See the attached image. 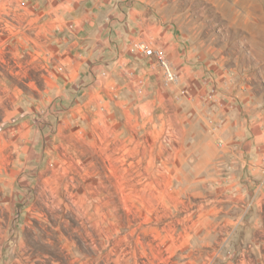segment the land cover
<instances>
[{
	"label": "rangeland",
	"instance_id": "obj_1",
	"mask_svg": "<svg viewBox=\"0 0 264 264\" xmlns=\"http://www.w3.org/2000/svg\"><path fill=\"white\" fill-rule=\"evenodd\" d=\"M0 264H264V0H0Z\"/></svg>",
	"mask_w": 264,
	"mask_h": 264
},
{
	"label": "built area",
	"instance_id": "obj_2",
	"mask_svg": "<svg viewBox=\"0 0 264 264\" xmlns=\"http://www.w3.org/2000/svg\"><path fill=\"white\" fill-rule=\"evenodd\" d=\"M137 49L139 53H142L145 58L150 60L152 69L158 68L162 72L163 80L166 85L170 86L180 83L181 77L172 65L165 50L145 42L139 43Z\"/></svg>",
	"mask_w": 264,
	"mask_h": 264
},
{
	"label": "crops",
	"instance_id": "obj_3",
	"mask_svg": "<svg viewBox=\"0 0 264 264\" xmlns=\"http://www.w3.org/2000/svg\"><path fill=\"white\" fill-rule=\"evenodd\" d=\"M111 30V29H110ZM101 32H100V34H99V36H97L96 38H95V43L97 44L96 45V48H94V49H97L98 47H99V49L100 50H102V49H105L106 47H107V45H109V39H108V41H107V39H106V47L105 48H103L102 46L100 47V45L98 44V43H100L101 42V37H103L106 33H104V32H102V30H100ZM107 34H110L109 32L107 33ZM108 37H110V36H108ZM130 38H131V36H130ZM131 42H133V40H131ZM143 42V41H142ZM105 43V42H104ZM137 43H139V42H137ZM136 43V44H137ZM125 44V43H124ZM112 45L110 44L109 46H108V48H109V51H110V53L112 52V50H113V48L111 47ZM158 47H160V48H162L163 50H165L166 51V53H167V55H168V57H169V59H170V61H171V63H172V65L174 66V68H175V70L178 72L179 70L177 69V67L175 66V64H174V61H173V57L171 56V54L167 51V49L166 48H164V47H162V46H158ZM106 50V49H105ZM127 53L125 52V53H123L121 56H122V58H123V56H125ZM140 56L141 57H143V58H145V56L142 54V53H140ZM123 59H125V58H123ZM146 59V61L148 60L147 58H145ZM148 62H150V60L148 61ZM180 74H181V72H180Z\"/></svg>",
	"mask_w": 264,
	"mask_h": 264
}]
</instances>
